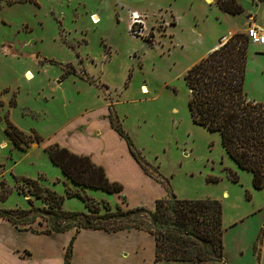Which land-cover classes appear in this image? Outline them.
I'll return each instance as SVG.
<instances>
[{"label": "rangeland", "instance_id": "rangeland-1", "mask_svg": "<svg viewBox=\"0 0 264 264\" xmlns=\"http://www.w3.org/2000/svg\"><path fill=\"white\" fill-rule=\"evenodd\" d=\"M206 1L22 0L0 5V180L9 187L0 208H28L27 197L34 207H47L48 202L34 194L40 184L64 195V209L87 211L83 200L67 195L66 189L96 199L100 212L103 200L115 209L112 193L79 189L44 149L73 114L104 104L108 117L110 105L151 165L148 170L164 175L176 197L220 200L223 253L234 264H250V240L264 211L238 218L259 205L264 208V187L253 186L251 172L226 153L219 133L194 122L188 109L184 75L200 52L201 37L206 36L207 43L218 26ZM240 2L246 11L253 7L251 0ZM134 6L146 11H141L145 26L140 35L129 29L128 8ZM259 15L264 18V9ZM247 26L236 31L245 32ZM260 65L264 56L246 60L248 97L261 96ZM6 118L26 135L38 134L41 141L16 146L5 132ZM32 214L31 226L36 229L47 228L53 217L37 210ZM259 233L262 240L264 223ZM212 262L227 264L225 256Z\"/></svg>", "mask_w": 264, "mask_h": 264}, {"label": "trees", "instance_id": "trees-1", "mask_svg": "<svg viewBox=\"0 0 264 264\" xmlns=\"http://www.w3.org/2000/svg\"><path fill=\"white\" fill-rule=\"evenodd\" d=\"M16 1L22 0H0V5ZM216 4L222 11L229 13L244 10L237 0H216ZM248 45L244 32H233L226 41L193 63L187 69L184 78L189 90L188 109L193 121L211 131H217L226 153L239 167L251 172L254 187L262 188L264 100L251 99L244 90ZM108 118L111 126L124 137L130 152L143 170L162 182L168 197L157 198L153 209L143 205L123 207L118 203L115 209H112L109 202L103 200L104 211L100 212L101 206L96 199L77 189H66L67 195L80 197L87 208V211H76L62 208L63 194L38 184L34 194L45 199L48 202L47 207H34L31 198L27 197L30 207L0 208V217L20 229L39 232H59L72 226H75L76 231L82 227L102 228L107 231L140 228L154 236V260L213 261L219 257L223 258L224 225L220 200L215 197H176L164 175L160 172L154 175L148 170L147 167L151 165L133 145L110 105ZM5 132L12 142L21 148H25L30 141H41L38 134L26 135L9 118H6ZM44 149L50 160L58 165L72 182L82 187H94L107 192L122 189V184L109 180L103 167L94 163L88 155L75 153L57 142L46 145ZM232 178L237 180L235 172ZM0 184L2 199L7 195L9 187L3 180H0ZM18 190L22 192L23 188L18 186ZM35 210L53 215L47 228L36 229L31 226L35 219L32 214ZM73 237L66 247L64 264H69Z\"/></svg>", "mask_w": 264, "mask_h": 264}, {"label": "crops", "instance_id": "crops-1", "mask_svg": "<svg viewBox=\"0 0 264 264\" xmlns=\"http://www.w3.org/2000/svg\"><path fill=\"white\" fill-rule=\"evenodd\" d=\"M206 2L205 4L214 14L213 24L218 26L209 36L207 43L206 36L201 37L200 52L192 63L223 42L222 36L234 30L244 29L245 24L264 28V18L259 15L260 10L264 9V2L260 0H251L253 7L247 11L240 2L244 10L239 13L222 11L217 6L216 0ZM128 9V13L131 10L145 11L135 6ZM235 17L240 19L231 22ZM202 19L204 20L203 16L201 21ZM262 56H264L263 48L254 44L248 46L247 63ZM258 73L264 74V65L259 66ZM258 91L260 97L250 98L264 100V86ZM87 107L73 114L64 131L54 133L50 143L55 141L75 153L88 155L94 163L103 167L109 180L120 182L122 184L120 191L108 192L112 193L116 204L122 203L121 199H124L123 204L126 206L143 205L153 209L157 198L168 197L165 186L153 175L145 172L137 162L124 137L111 126L109 118L106 117L107 106L100 104ZM63 176L71 181L64 174ZM73 184L79 189L88 187H82L74 182ZM258 210L264 211V208L259 205L252 211L240 215L238 220H243L248 214ZM238 220L230 225L237 223ZM263 223L264 219L254 230L250 240V264H264V238L261 240L260 233L258 234V229ZM72 236L74 237L69 264H216L212 261L154 260V236L140 228L107 231L102 228L82 227L78 231L69 228L59 232H39L20 229L3 217H0V264H64V254ZM239 253H243L241 248ZM224 256L227 264L235 263L228 259L226 254Z\"/></svg>", "mask_w": 264, "mask_h": 264}, {"label": "built area", "instance_id": "built-area-1", "mask_svg": "<svg viewBox=\"0 0 264 264\" xmlns=\"http://www.w3.org/2000/svg\"><path fill=\"white\" fill-rule=\"evenodd\" d=\"M145 15L137 10H131L129 13V29L135 35H140L143 33ZM245 35L247 36L248 43L260 46L264 50V28L258 27L256 25L249 24L245 29ZM231 36H222L221 40L224 42Z\"/></svg>", "mask_w": 264, "mask_h": 264}]
</instances>
